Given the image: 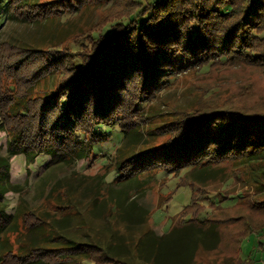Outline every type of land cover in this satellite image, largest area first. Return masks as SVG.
<instances>
[{
	"label": "trees",
	"instance_id": "16d2710c",
	"mask_svg": "<svg viewBox=\"0 0 264 264\" xmlns=\"http://www.w3.org/2000/svg\"><path fill=\"white\" fill-rule=\"evenodd\" d=\"M91 1L60 0L48 10L38 0H6L5 6L9 19L31 23L65 19ZM129 1L126 11L100 29L75 35L61 55H54L60 40L44 48L0 44V131L7 134L5 153L0 152V264H194L198 250H212L220 241L219 221L206 213L200 218L187 211L188 221L159 235L144 227L146 211L133 215V202L126 207L111 193L104 210V203L91 205L97 193L89 196V216L75 224L46 217L47 211L40 216L6 211L5 193L20 188L10 181L12 156L23 154L31 163L44 152L48 165L73 164L107 140L100 126L120 125L127 105L134 112L139 101L154 98L175 76L238 62L264 68V0ZM31 62L34 71H24ZM46 78H55V87L31 97L33 86ZM219 93L207 89L189 107L174 110L170 125L156 132L166 136L163 143L119 158L117 183L156 168L186 172L188 184L177 185L191 190L215 179L224 162L264 163V111L220 100ZM121 125L124 139L132 127ZM255 203L262 216L257 224L244 223L240 241L248 233L264 234V197Z\"/></svg>",
	"mask_w": 264,
	"mask_h": 264
},
{
	"label": "rangeland",
	"instance_id": "374dc122",
	"mask_svg": "<svg viewBox=\"0 0 264 264\" xmlns=\"http://www.w3.org/2000/svg\"><path fill=\"white\" fill-rule=\"evenodd\" d=\"M59 1L38 0V3H43L41 9L48 10L53 9ZM129 2L95 0L76 9L74 13L66 14L62 21L50 17L23 23L19 19H9L6 0H0V44L7 41L16 45L18 43L44 48L51 39L60 40L63 43L56 48L59 51L54 55H61L75 35L82 36V33H88L92 29H100L102 25L109 23L107 20L126 11ZM15 12L18 13L16 10ZM21 13L26 14V10ZM40 15L37 18L42 19ZM64 59L71 58L65 56ZM33 62L23 70L27 69L32 73L36 68ZM55 81V78L41 80L33 86L31 97L41 95L42 90L53 89ZM7 82L5 78L2 80L3 85H7ZM168 83L154 98L139 101L134 112L129 111L130 104L127 105L120 118V125L100 126L109 137L105 142L94 144L91 154L86 158L73 164L61 162L48 165L50 156L44 152H39L31 163L24 159L23 154L12 156L9 177L20 188L18 192L5 193L6 211H19L20 215L22 212L33 211L39 216L40 212L47 211L46 217L70 219V223L75 224L78 218H88L90 197L97 193L98 199L96 202L91 201V205L100 207L104 203L101 207L104 210L111 193L113 198H120L126 207L133 202V215L146 211L147 221L144 227L159 235L167 233L180 220L188 221L189 215H184L187 211L194 212L196 217L206 215L208 218L218 219L220 241L217 247L198 250L194 264H264L262 232L248 233L240 241L246 233L244 223L248 220L257 224L258 218L262 216L257 213L255 201L264 197V174L260 172L264 171V163L224 162L215 179L201 185L193 184L194 188L191 190L188 185L179 186L181 183L188 184L186 172L171 173L156 168L139 172L134 181L117 183V160H124L147 147L163 143L166 136L156 132L159 133L163 127L170 125V120L175 116L174 110L189 107L197 95L207 89L218 88L220 100L228 98L235 104L264 111V68L239 62L232 65L217 64L204 73L188 71L177 75ZM130 95L131 89L125 95L126 100ZM123 122L132 127L129 136L124 139L119 132ZM5 145L7 134L0 131L1 153H5ZM178 183L180 184L177 185ZM53 188H57V191L53 190L49 194ZM222 196H227L228 199L222 202ZM67 198L71 203L67 202ZM217 200L220 201L217 203ZM27 214L29 212L24 215ZM25 217L28 219V216ZM13 238L14 235H10V240Z\"/></svg>",
	"mask_w": 264,
	"mask_h": 264
}]
</instances>
